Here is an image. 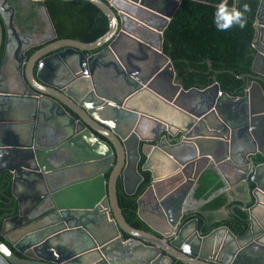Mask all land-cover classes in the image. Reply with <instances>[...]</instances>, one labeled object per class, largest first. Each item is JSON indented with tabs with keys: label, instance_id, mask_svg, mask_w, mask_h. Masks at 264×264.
<instances>
[{
	"label": "water",
	"instance_id": "1",
	"mask_svg": "<svg viewBox=\"0 0 264 264\" xmlns=\"http://www.w3.org/2000/svg\"><path fill=\"white\" fill-rule=\"evenodd\" d=\"M89 1L108 15L109 29L94 41L59 40L64 49L41 51L28 65L30 77L36 70L33 79L50 89L35 87L37 97L44 93L66 118L62 142L45 148L38 147L35 137L23 143L10 140L9 117L0 111V177L6 172L11 188L10 195L4 194L8 201L0 200V233L13 246L0 237V257L6 264H172L174 258L185 264H264V211L258 212L264 201V160L258 163L254 158H264V0L256 15L251 72L239 75L247 82L243 95L222 90L218 81L203 88L183 86L163 51L164 30L176 10L167 15L145 8L165 21L161 26L138 20L158 34L157 45L120 20L129 11L117 13L106 0ZM6 28L0 11V54ZM66 64L75 69L72 77L46 79V74L57 76ZM111 64L130 86L124 99L104 96L90 79L100 65ZM145 91L156 101V110L138 106ZM8 94L18 95L0 89V98ZM3 104L0 100V110ZM246 138H252L255 147L249 149L253 156L247 155L241 164L232 156ZM61 149L65 162L50 164ZM142 154L146 155L142 169L152 178L138 199V213L151 230L128 222L118 196L120 177L129 194L137 192L144 180L139 170ZM223 164L242 171L237 180L245 184L248 201L252 193L256 198L244 236L227 225L204 235L198 217L185 221L198 209L190 202L202 173L214 165L221 174ZM250 179L256 183L252 191ZM20 183L34 192L29 202L16 193ZM81 184L88 186L86 192L76 189ZM69 188H75L76 195L67 196ZM97 226H103L106 237Z\"/></svg>",
	"mask_w": 264,
	"mask_h": 264
},
{
	"label": "trees",
	"instance_id": "2",
	"mask_svg": "<svg viewBox=\"0 0 264 264\" xmlns=\"http://www.w3.org/2000/svg\"><path fill=\"white\" fill-rule=\"evenodd\" d=\"M220 0H182L174 12L169 24L164 30L163 51L173 61L177 76L187 89L197 86H209L218 81L222 90L234 95H243L246 80L239 75L251 72L255 57L253 41L256 35V15L261 0H228L229 6L242 8L247 4L250 11L247 15V25L244 29L234 26L232 29L221 32L213 23L215 6ZM50 13L57 17L68 3H83L98 7L89 0H47ZM109 20L105 18L99 33L91 39L99 38L109 29ZM256 162H262L261 155L254 156ZM146 155L142 154L139 169L144 175L137 192L129 194L125 191L122 180L118 182V196L123 213L130 224L137 228L151 230L149 225L140 218L138 213V199L151 182V172L143 170ZM109 174H107V177ZM224 180L216 168L206 169L194 193V200L208 199L202 207L195 212L199 218L200 228L208 233L212 228L227 224L237 235H245L250 228L249 208L251 201H229L223 190ZM254 183H252V187ZM224 206L229 209L227 219L208 224V219ZM126 236L128 234L126 233ZM172 264H185L174 258Z\"/></svg>",
	"mask_w": 264,
	"mask_h": 264
},
{
	"label": "flooded vegetation",
	"instance_id": "3",
	"mask_svg": "<svg viewBox=\"0 0 264 264\" xmlns=\"http://www.w3.org/2000/svg\"><path fill=\"white\" fill-rule=\"evenodd\" d=\"M65 1L70 2L74 0H65ZM106 1L112 3V7L117 13L121 10L122 12H124V9L129 11V13H124V15L122 14L124 19L120 18V20L124 21L132 32L136 34L137 32L135 30L144 32V35L139 34V36L146 38L148 40H152L154 41L155 44L159 42L158 34L153 31H150L145 26H142L138 20L140 21L143 20L149 25H157V26H161L165 21L145 8L161 10L163 13L170 15L171 13H173V11L177 10L180 3L182 2V0H139L141 2L139 6L138 4H134L127 0H106ZM44 2L49 10L47 0L45 1L0 0V11L3 13L5 22L7 23L5 39L0 54V62L2 57L7 59L8 62L11 61L9 59L12 56L16 57L19 60V63L17 62L13 66L14 67L13 71L16 75L17 81L15 83L13 82L11 85L6 84L5 86H7V88L10 89L11 91L18 93L19 96L25 97L26 101L30 103V106L33 108L32 109L33 111L30 115L36 117V119L38 118V147L51 148L53 146L48 144L50 141L46 142L43 139V135L46 132L47 127L49 125L54 124L57 120L64 119V117L59 113V110L54 105V102L44 93H40V95L37 97L35 87H39L47 91L50 89L33 79V76L36 79V70L33 72L32 78L30 77L31 68L28 69L29 62H31L32 59L35 56H37L41 51L45 50V53L49 54L64 49V47H60V45H58L59 40L90 41L87 39L94 38L99 33L101 26L103 27V24L105 23V18H108L109 25H110V19L108 15L105 12H103L98 6L97 7L99 10H97L95 6H92L90 4L68 3L66 7L60 11V14L57 15V17H54V15L50 13V16L52 18L51 20L48 13L46 12ZM44 14H46V16ZM255 25H256V21H255ZM137 26H139L141 29ZM107 45L108 43H106L104 46H102L99 49H103ZM56 47L59 48L55 49ZM123 55L125 57L126 53L123 52ZM107 61L111 63L112 58L109 56L107 58ZM110 67H105L103 65H100L95 70L94 75L91 76L90 79L96 82L97 88L103 93L104 96L111 99L113 98L124 99V95H126L127 92L130 90L129 88L130 86L127 84L125 76H123L124 74L119 73L117 67L114 64H111ZM111 70L114 71V74L109 76L110 74H112ZM59 71L62 70L59 69L55 73L57 76H54L53 73L46 74L45 76L46 79L54 82H58L60 80H63V78L65 79L67 77H71L70 75L66 73L64 74L62 72L61 74H59ZM7 74L12 75L13 72L11 71L8 72ZM8 79L9 77L3 78L4 81ZM112 80L113 82H110ZM114 83L115 85H113ZM143 95L146 96L144 97L145 100L142 102V104L138 106L147 109L153 108L152 109L153 111L156 110L157 108L155 104L157 103L154 99L151 98L150 94L149 93L146 94L145 91ZM23 115L26 114L23 112ZM56 131L58 132V130ZM53 133L56 137L57 133L56 132ZM58 141L59 140H57V142ZM55 143L53 145H55ZM142 145L143 143L141 144L143 150ZM58 153L61 154H57V156L52 157L50 160L51 162L50 164L65 162V160L61 161L64 159L63 158L64 149H61ZM252 156L253 155H251L250 157ZM223 165L228 166L227 164H223ZM211 167L216 168L214 167V165H210V168ZM221 167L222 165L219 167V169H221ZM221 170L223 171V169ZM109 173L110 171H108L106 175ZM7 178L10 179V176L6 172L1 174L0 200L8 201V197H6L4 194L6 195L11 194V188L8 186ZM120 180H122L123 182L122 177H120L119 181ZM16 192L20 193V187L16 188ZM146 199L150 200V197L147 196ZM196 202L197 201L194 200V197H192L190 205L192 206L193 203ZM2 205L4 204L2 203ZM47 205L49 206L50 203H48ZM146 207L150 208L147 203H146ZM224 207H222L221 210H219L225 213L223 214L224 216H220V217L216 216V214L219 212L218 211L215 214L216 217L214 216L213 218L208 219V224L212 225L215 222L227 219V217L229 216V209L227 208V206L225 208ZM1 214L2 211H0V215ZM152 217L155 218V215ZM195 217H196L195 213H192L187 217H185L186 218L185 221H188ZM12 224L14 223L12 222ZM224 225L227 224L223 223L221 225H218L212 228L210 232L205 234L204 231L200 228V221H199V230L204 235H207L211 233L213 230L217 229L218 227ZM240 236H244V235H240ZM0 237H2L13 248L11 243L8 240H6L4 236L1 235V233H0ZM255 247L256 249H259V252H263V250H261L259 246L257 247L255 245L254 248ZM18 254L24 257L23 254L21 253Z\"/></svg>",
	"mask_w": 264,
	"mask_h": 264
},
{
	"label": "crops",
	"instance_id": "4",
	"mask_svg": "<svg viewBox=\"0 0 264 264\" xmlns=\"http://www.w3.org/2000/svg\"><path fill=\"white\" fill-rule=\"evenodd\" d=\"M43 13H44V11H43ZM44 15L46 16V14H44ZM137 27H139V26H137ZM135 31L137 32L138 35L139 34L144 35V32H142V31L141 32L138 30H135ZM156 44L158 45L159 42ZM9 60H11V61L8 62L7 59L2 57L1 62H0V89L5 90V91H11L10 89L7 88V86H5L6 84L11 85L13 82L15 83L17 81L16 75L13 71V69H14L13 66L17 62L19 63V60L13 56ZM60 70H62V71H59V74H61V72H62L64 74L66 73V74L70 75L71 77L74 75L73 71H75V69H73L72 66H68V64H66V66L65 65L60 66ZM11 71L13 72L12 75L7 74L8 72H11ZM111 73L112 74H110L109 76L113 75L114 71L111 70ZM6 77H9V79L4 81L3 78H6ZM110 82H113V80ZM3 84H4V86H3ZM113 85H115V83ZM12 92H14V91H12ZM0 100L5 103V104H3L4 105L3 109L0 110L2 112L1 115L6 119L9 117V120L7 122V132H9V137H10L9 139L10 140L13 139V140L17 141L18 143H23V142H28L30 140H33V137H35V140L38 142V118L36 119V117H33L30 115L33 111L32 110L33 108L30 106V103L28 101H26L25 97H21V96L16 95V94L15 95L14 94L13 95L8 94L5 97L0 98ZM23 112L26 115H23ZM65 124H66V118L64 117V119L57 120L54 124L49 125L47 127L46 132L43 135V139L46 142L50 141L48 144H50L52 146H56L58 144V142H62L63 138H65V135H66L65 133L62 132V128L65 127ZM56 130H58V132ZM51 131H52V133H51ZM34 132H35V135H34ZM53 132L57 133V136H56L57 138L55 137ZM5 139H7V137ZM57 140H59V141L57 142ZM55 142H57V143H55ZM54 143H55V145H53ZM254 147H255V144L253 143L252 138L241 139L238 142L236 149L234 150V154L232 156L233 157L232 159L234 161H239V163L243 164L246 161V156L247 155L249 157L251 156V154L249 153V149L250 148L253 149ZM63 155H65V154L63 153ZM221 169H223V173L225 174V175H223V173H221V176L225 182L223 190H225V192L227 193L229 201H234V200H243L244 201L245 200V202H249L248 200L250 198L247 196V192L245 190V184L242 181L237 180V176H236L237 173H238L237 175L240 176L242 174L241 173L242 171L237 170V168H235L234 166L231 167V166H225V165H222ZM195 170H196V166L193 167L192 174H194ZM227 181H229V182H227ZM96 183H97V181H94L92 183V185H96ZM252 183H254L253 187H252ZM227 185H229V186H227ZM18 187H20V193L16 192L17 195L21 196V198H24V201L29 202L30 198H31V194L34 193L33 190H31L27 184H23V183H20V185ZM249 187H250V191H252L256 187V183L253 182L251 179L249 180ZM76 189L86 192L88 189V186L81 184V185H78V187ZM76 189L75 188L67 189L66 195L69 197L72 195H76L73 192ZM251 197H252L251 206H253L256 203V198L253 195V193L251 194ZM261 197L262 198L264 197V193ZM201 200H203V199H201ZM201 200H198L196 203H193L192 206L196 205L198 207V209L196 211H194L193 213L197 212L202 207L203 204L199 205ZM263 211H264V201H262L261 203L258 204V212L263 213ZM219 212L216 214V216H218V217L224 216L223 214H225V213L223 211H219ZM96 229L102 237L103 236L106 237L105 230L103 229V226H97ZM224 235H226V234H224ZM255 250H259V249H256V247H255Z\"/></svg>",
	"mask_w": 264,
	"mask_h": 264
},
{
	"label": "clouds",
	"instance_id": "5",
	"mask_svg": "<svg viewBox=\"0 0 264 264\" xmlns=\"http://www.w3.org/2000/svg\"><path fill=\"white\" fill-rule=\"evenodd\" d=\"M250 11L247 4L242 8L236 6H229L228 0H220L215 6L213 13V23L218 31L226 32L234 26L244 29L247 25V13ZM4 252L8 254L5 248ZM0 264H6L3 257H0Z\"/></svg>",
	"mask_w": 264,
	"mask_h": 264
}]
</instances>
